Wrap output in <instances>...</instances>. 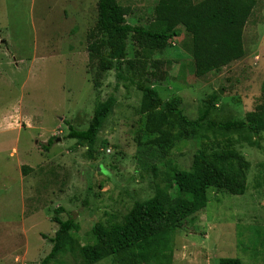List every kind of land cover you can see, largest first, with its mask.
I'll return each instance as SVG.
<instances>
[{
  "label": "rangeland",
  "instance_id": "rangeland-1",
  "mask_svg": "<svg viewBox=\"0 0 264 264\" xmlns=\"http://www.w3.org/2000/svg\"><path fill=\"white\" fill-rule=\"evenodd\" d=\"M129 9L126 20L147 27L158 0H117ZM197 3L201 0H192ZM96 0H0V113L17 106L15 127H22L18 109L33 119V129H0V264H40L49 254L59 218H73L79 229L68 247L49 264H81L78 247L94 243V223H120L135 201H144L168 187L171 166L189 170L195 152L210 142L230 138L250 163L247 189L229 195L210 189L207 206L180 224L170 240V264H218L236 258L241 264H264V132L203 129L176 142L163 157L143 131L137 84L154 87L163 100L178 96L183 113L195 119L212 96L216 106L209 119L242 120L264 112V0L256 5L243 32L244 56L219 72L197 77L192 69V38L181 29L162 51L142 57L127 41L126 64L119 72H101L90 61L89 33L97 22ZM221 92V93H219ZM113 99L111 112L92 145L68 139V125L88 127L96 107ZM6 125L10 126L9 123ZM55 138L45 149L46 142ZM248 139L258 146H250ZM26 167L23 186L37 189L21 199L17 163ZM21 169V167H20ZM155 170V171H154ZM32 199V201H30ZM36 203L38 226L29 232V254L15 259L22 206ZM14 236L16 238L12 239ZM45 237V238H44ZM25 246V244H22ZM96 264H112L109 258Z\"/></svg>",
  "mask_w": 264,
  "mask_h": 264
},
{
  "label": "trees",
  "instance_id": "trees-1",
  "mask_svg": "<svg viewBox=\"0 0 264 264\" xmlns=\"http://www.w3.org/2000/svg\"><path fill=\"white\" fill-rule=\"evenodd\" d=\"M97 22L89 33L87 46L90 61H98L101 72H119L126 64L133 69L135 62L127 59V41L131 38L142 57L162 51L181 29L192 38V69L197 77L219 72L244 54L243 32L256 5V0H158L153 18L147 27L127 22L129 9L117 0H96ZM141 93L139 114L144 116L143 131L153 137L149 141L165 157L176 142L199 135L203 129L225 132L247 130L249 134L264 132V112L247 113L242 120L217 122L209 119L216 106L212 96L199 116L188 118L178 96L163 100L157 90L137 84ZM113 99L99 104L84 130L68 125L67 138L92 145L103 121L111 112ZM55 138L46 142L45 149ZM235 140L227 138L210 142L197 150L189 170L171 166L167 174L168 187L174 189L171 198L162 190L144 201H135L120 223L93 224L94 243L78 247L81 264H96L109 258L112 264H170V240L180 224L203 210L210 189L229 195H243L247 189L250 163L234 147ZM250 146H258L248 139ZM155 171V170H154ZM25 175L26 167H21ZM64 209L55 208L52 222L57 230L49 242L51 251L40 264H49L65 248L73 250L79 227L73 218L62 220ZM45 238V237H44ZM218 264H241L236 258H220Z\"/></svg>",
  "mask_w": 264,
  "mask_h": 264
},
{
  "label": "crops",
  "instance_id": "crops-1",
  "mask_svg": "<svg viewBox=\"0 0 264 264\" xmlns=\"http://www.w3.org/2000/svg\"><path fill=\"white\" fill-rule=\"evenodd\" d=\"M1 39V37H0ZM17 106H13L11 107L7 112L1 114L0 113V129L1 128H6V129H12V130H22V129H27V130H31L33 129V119L32 117L28 116V115H24L21 111V109L19 108L18 109V119L20 120V122L22 123V120L23 119H26L29 120V122H25L23 124L22 127H13L14 126V121H15V116L14 114L16 113V108ZM7 123H9L10 126L6 125ZM17 166L20 170V181L22 182L21 186H22V189H21V199H23L24 195L27 194V195H30L32 197H35L38 192H37V189H35L34 187L28 185L26 182L24 183V185L28 186L26 188H24L23 186V174L21 172V169L20 167L22 166H25V167H28V168H33V165L30 164H26V163H22V162H19L17 163ZM25 177V176H24ZM26 178V177H25ZM27 179V178H26ZM32 201V199L30 200ZM29 212L28 211V208L23 205L22 206V214L20 216V225L18 226L16 232H15V235L18 234L19 237L22 239H19L18 238V241L21 243L18 247V254H15V259H21V258H25L28 256L29 254V246H28V242H29V238H28V234L29 232H31V230H33V228L35 229L37 226H38V219H39V209H38V206L36 203H30L29 205ZM16 238V236H14L12 239ZM22 244H25V246H23Z\"/></svg>",
  "mask_w": 264,
  "mask_h": 264
},
{
  "label": "water",
  "instance_id": "water-1",
  "mask_svg": "<svg viewBox=\"0 0 264 264\" xmlns=\"http://www.w3.org/2000/svg\"><path fill=\"white\" fill-rule=\"evenodd\" d=\"M219 93H221V92H219Z\"/></svg>",
  "mask_w": 264,
  "mask_h": 264
}]
</instances>
